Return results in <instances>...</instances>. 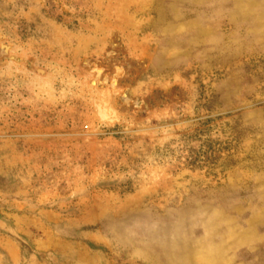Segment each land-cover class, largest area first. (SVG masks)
I'll return each instance as SVG.
<instances>
[{"label":"rangeland","instance_id":"1","mask_svg":"<svg viewBox=\"0 0 264 264\" xmlns=\"http://www.w3.org/2000/svg\"><path fill=\"white\" fill-rule=\"evenodd\" d=\"M0 264H264V0H0Z\"/></svg>","mask_w":264,"mask_h":264}]
</instances>
